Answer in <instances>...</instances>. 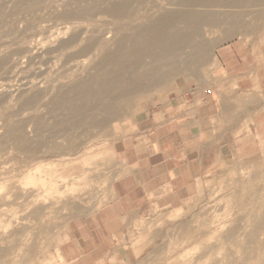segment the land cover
I'll list each match as a JSON object with an SVG mask.
<instances>
[{"label":"rangeland","instance_id":"rangeland-1","mask_svg":"<svg viewBox=\"0 0 264 264\" xmlns=\"http://www.w3.org/2000/svg\"><path fill=\"white\" fill-rule=\"evenodd\" d=\"M20 1L0 0V57L7 61L0 68V134L5 123L21 124V140L44 147L25 153L0 141V264H264V247L243 244L245 233L264 218V154L210 174L177 206L120 204L113 193L120 175L117 152L140 120L160 121L162 106L204 78L227 43L240 40L255 50L262 47L264 1L193 7L219 21L175 23L197 28L198 35L184 47L181 59L159 66L158 75L164 73L166 79L142 80L148 84L119 98L121 112L100 128L86 135L71 128L78 145L70 153L48 151L51 143L63 146L62 139L47 130L36 134L34 124L39 118L45 124L58 119L44 105L56 86L69 84L72 73L83 77L92 72L89 63L96 50L86 55L79 48L88 40L113 42L116 25L101 11L110 0L68 6L66 0H37L15 9ZM128 1L136 9H129L134 15L128 17L188 9L169 5L171 0ZM85 3L93 7L89 15L83 13L86 19L63 14L65 8ZM128 17L129 24L134 19ZM142 20L139 16L135 23ZM193 43L199 59L183 62ZM35 93L39 97L27 109L24 102ZM233 226L237 229L230 237ZM257 239L264 240V233Z\"/></svg>","mask_w":264,"mask_h":264},{"label":"crops","instance_id":"crops-1","mask_svg":"<svg viewBox=\"0 0 264 264\" xmlns=\"http://www.w3.org/2000/svg\"><path fill=\"white\" fill-rule=\"evenodd\" d=\"M261 44L227 43L204 78L162 106L160 121L137 123L117 152L116 201L177 206L210 174L264 154Z\"/></svg>","mask_w":264,"mask_h":264},{"label":"bare ground","instance_id":"bare-ground-1","mask_svg":"<svg viewBox=\"0 0 264 264\" xmlns=\"http://www.w3.org/2000/svg\"><path fill=\"white\" fill-rule=\"evenodd\" d=\"M80 1L87 0H66L67 6L69 3L74 4ZM262 1L264 0H171L169 5L185 6L188 9L162 10L154 16H148L146 13L139 15L137 13L136 18L129 16L130 20L134 19L133 22L129 21V24L125 18L132 13L129 9H131L130 5L133 1L130 0L131 3L128 0L106 1L101 11L111 18L116 25V31L113 32V42L109 44L106 40L99 38L101 40L94 44L91 40H86L85 46L79 48L80 50L77 52L80 54H89L88 52L96 50V59L89 63L92 72L83 77H77L72 73L70 76L72 80L69 84H60L54 88L44 105L47 107L48 114L58 119L50 124H45L43 118H39L37 122L35 120V133L39 134L41 131L47 130L49 136L62 139L63 146L51 143L47 146L48 151L64 149L70 153L78 145L77 138L69 134L72 132L70 131L71 128L80 129V135L89 132L93 128H100L108 119L117 116L121 112V108L117 104L119 98H125L148 84L145 82L144 85L142 80L149 81L156 77L151 82L154 83L156 81L163 82L166 79L164 73L161 76L158 75L159 66H163L165 60L168 59H181L184 47L198 35L197 28L182 29L174 25L175 23L196 25L219 21L217 15L211 12L202 14L193 10V7L233 6L243 5L247 2L259 4ZM36 2L37 0L20 1L15 9L33 6ZM83 6H80V8H77V6H72L70 9L65 8L63 14L67 17H76V19L84 16L83 13L88 12L87 15H89L93 7L88 3ZM133 8L135 7L133 6ZM133 11H136V9H133ZM132 14L134 15V12ZM139 16L143 20L135 23ZM70 43L74 44L72 41ZM65 44L61 45L65 46ZM196 45V43L192 44L193 48L185 55L186 58L183 62L199 59ZM5 57H0V68L7 62L4 63ZM145 60H148V62H145ZM80 63H78L79 66L85 64L84 61ZM38 97V94L35 93L25 100L24 105L27 109L34 105ZM20 125L5 123L3 132L0 134V141L10 142L18 151L21 152L22 150L25 153L36 152L44 147L41 142L30 143L27 140H21ZM0 145H2L1 142ZM246 192H249L247 195L250 196L251 188L247 187ZM236 229L234 226L231 227L228 235L231 237ZM262 233H264V218H261L258 225L245 233L243 244L247 248L264 247V240L257 239V235Z\"/></svg>","mask_w":264,"mask_h":264}]
</instances>
